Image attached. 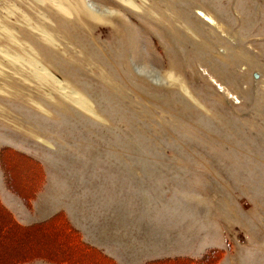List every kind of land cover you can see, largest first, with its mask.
Wrapping results in <instances>:
<instances>
[{
    "label": "rangeland",
    "instance_id": "1",
    "mask_svg": "<svg viewBox=\"0 0 264 264\" xmlns=\"http://www.w3.org/2000/svg\"><path fill=\"white\" fill-rule=\"evenodd\" d=\"M2 147L56 192L89 173L162 209L177 237L157 241L187 257L264 264V0H0ZM18 167L10 185L31 188L39 168Z\"/></svg>",
    "mask_w": 264,
    "mask_h": 264
},
{
    "label": "crops",
    "instance_id": "2",
    "mask_svg": "<svg viewBox=\"0 0 264 264\" xmlns=\"http://www.w3.org/2000/svg\"><path fill=\"white\" fill-rule=\"evenodd\" d=\"M84 166L89 168L88 164ZM125 171L128 177L130 169ZM88 174L82 177L80 183L75 182L73 185L64 182L66 176L59 174L56 177L59 184L56 192L46 172L45 185L33 200L31 210H27L21 200L5 186L4 190L0 189V200L17 222L25 226L44 221L58 211L65 212L83 241L101 250L117 264H123L126 258L149 261L185 256L188 248L179 250L177 244L157 241L159 238L168 241L177 237L176 230L163 231L162 221H166V218L163 217L162 209L152 207L136 211L125 208L121 193L109 190L108 193L101 192L98 186L91 184ZM62 199L64 207H55Z\"/></svg>",
    "mask_w": 264,
    "mask_h": 264
},
{
    "label": "trees",
    "instance_id": "3",
    "mask_svg": "<svg viewBox=\"0 0 264 264\" xmlns=\"http://www.w3.org/2000/svg\"><path fill=\"white\" fill-rule=\"evenodd\" d=\"M31 164L39 168V179L28 184L31 188L22 187V190H14L10 185V170L19 168V165L25 166L23 167L25 170ZM0 170L6 189L17 196L27 210H31L33 200L41 190L45 180V172L40 162L18 150L2 147L0 148ZM10 175L12 176L11 173ZM0 217L2 219L0 237L13 238V240L10 239V242L27 244L24 248H20L19 252L13 251V249L7 252L8 246L4 244L0 248V264H32L38 261L47 264H117L101 250L84 242L80 232L69 222L63 211L56 212L44 221L25 226L17 222L13 214L0 200ZM39 239H48V241L55 243L52 246H45L41 242H26ZM39 248L42 250H34ZM228 249H230L229 246ZM12 251L16 254L7 259L11 256ZM224 254V250L212 248L198 258L177 256L149 260L144 264H218Z\"/></svg>",
    "mask_w": 264,
    "mask_h": 264
},
{
    "label": "bare ground",
    "instance_id": "4",
    "mask_svg": "<svg viewBox=\"0 0 264 264\" xmlns=\"http://www.w3.org/2000/svg\"><path fill=\"white\" fill-rule=\"evenodd\" d=\"M63 89V88H62ZM74 95V94H73ZM19 256V255H18ZM13 260V259H12Z\"/></svg>",
    "mask_w": 264,
    "mask_h": 264
}]
</instances>
